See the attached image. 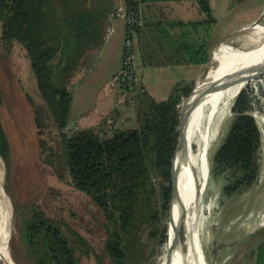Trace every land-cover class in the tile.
<instances>
[{
	"label": "trees",
	"instance_id": "16d2710c",
	"mask_svg": "<svg viewBox=\"0 0 264 264\" xmlns=\"http://www.w3.org/2000/svg\"><path fill=\"white\" fill-rule=\"evenodd\" d=\"M167 1L183 0H123V6L130 12L137 3L143 10L145 4ZM193 1L203 18L190 25L193 39L176 45L174 51L166 53L163 48L164 28L152 29L144 23L129 33L125 26L124 41L128 36L138 38L142 65L207 63L212 32L219 25L217 8L224 5H217L216 0ZM99 12L87 11L82 0H0V48L8 53L18 43L25 49L40 99V103L30 102L37 134L41 137L53 128L58 142L55 151L41 137L42 149L48 152L47 163L55 165L57 161L69 184L87 195L101 212L106 232L103 251L109 263L141 264L148 254L145 233L149 240L158 238V250L168 243L164 221L172 192L171 165L182 105L194 83H176L163 101H156L137 87L138 83L132 89L121 86L123 93L133 95L132 125L127 127L125 121L117 125L120 114L113 110L97 126L70 129L71 81L81 66L90 63L89 51L101 45L106 19ZM252 93L245 88L235 98L232 122L211 159L210 173L226 177L222 187L226 197L247 192L258 181L261 134L251 113ZM0 158L6 165L10 159V145L1 123ZM18 221V255L12 257L16 264H81L83 255H91L79 233L37 206L24 211ZM260 231L264 232V226L257 229ZM150 252L154 255L155 249ZM94 256L95 264H104L101 256ZM254 257L256 264H264V240Z\"/></svg>",
	"mask_w": 264,
	"mask_h": 264
},
{
	"label": "rangeland",
	"instance_id": "374dc122",
	"mask_svg": "<svg viewBox=\"0 0 264 264\" xmlns=\"http://www.w3.org/2000/svg\"><path fill=\"white\" fill-rule=\"evenodd\" d=\"M220 2L224 6L217 8L219 25L215 27V40L216 46L220 42L224 43L222 48L226 51L216 57L214 67L228 60L240 61L235 58L236 55L241 53L242 57H245L257 50L259 48L255 43L257 37L251 34L248 28L252 25L264 28V0H216L217 5L221 4ZM111 22L121 25L118 19ZM92 70L87 72L82 80L72 85L73 117L80 110L90 109L88 113L92 112L99 105L102 97L110 91H113L114 98L116 94L118 95L115 92L117 82L111 88L108 86L112 79L110 77L108 82L107 80L102 81L103 84L92 94V100L89 103L82 100L79 97V90L83 85L80 84L89 82ZM245 88H250L253 91L252 97L255 98L254 110L251 113L255 115L261 134L258 153L260 173L258 181L249 191L226 197L222 195L226 177L225 175H212L210 164L232 122L233 102ZM132 96L128 92L121 93V99H119L123 108L120 120L125 121L127 127L132 125L134 119ZM31 100L40 103L35 78L25 49L18 43H15L8 53L0 48V123L10 145L8 164L0 162V191L8 200L7 207L10 216L8 252L11 257L18 255V220L28 208L37 206L48 217L61 221L87 241L92 252L89 257L84 255L81 257V264H95L94 255L96 254L102 257L104 264H110L103 251L106 238L104 217L87 195L75 190L69 184L68 177L57 161H54L55 165L47 163L48 152L42 149L41 142L45 139L48 146L58 151L56 132L51 128L50 131L45 130L42 134L43 139L39 137L30 104ZM224 107H215L213 112L205 116L206 120L209 119V124L219 110V112H224L223 120L213 137L208 138L206 148L203 145L202 147L192 143L194 157H197L203 148L205 151L208 147L207 166L209 170L206 172L207 176L203 185L200 211L196 215L200 250L206 264H209L208 260L217 247L224 248L223 246L229 242L237 245L235 249L246 245V254L238 262L247 263L250 255L255 253L258 244L264 240V232L256 231L264 226V73L259 75L257 71L250 72L243 87L232 96L227 109L223 111ZM73 126L72 123L69 128L72 129ZM195 180L194 190L192 189L184 198L179 210V253L185 260L195 249L192 218L198 192L204 181L201 173H198L196 183ZM164 222L168 226V216ZM235 231L236 234H234ZM144 236L146 254L148 253L150 257L147 258L145 255L146 259L141 264H166L167 246H162L158 250V238L149 240L146 238V233ZM153 249H155L154 255L150 252Z\"/></svg>",
	"mask_w": 264,
	"mask_h": 264
},
{
	"label": "crops",
	"instance_id": "0c3cea01",
	"mask_svg": "<svg viewBox=\"0 0 264 264\" xmlns=\"http://www.w3.org/2000/svg\"><path fill=\"white\" fill-rule=\"evenodd\" d=\"M123 3V0H82V4L87 11H100L99 13H103V19L105 18L106 21L103 24L104 29L101 31L100 47L89 51L88 59L91 60L90 63L79 68L72 78L71 85H75L79 80H82L86 73L93 69L89 82L80 84L83 86L79 90V97L89 103L92 100V94L103 84L102 81L107 80L106 82H108L110 77L112 79L109 81L108 86L111 88L117 82L118 86L115 88V92L118 95L116 94V98H114L112 96L113 91H110L109 94L102 97L99 105L92 112L88 113L90 109L80 110L74 117L72 115L73 97L71 121L69 123V127L72 123L74 124L72 129H85L97 126L113 110H116L120 114L117 125L122 122L124 123L123 120H120L123 108L119 99H121L123 91L120 89L121 85L118 79L121 71L125 37V24L119 14V9L124 7ZM143 16L144 23L152 26V29L164 28L166 30L167 33L164 36L165 42L163 47L166 53L170 52V49L174 51L176 45L192 40L193 28L190 25L203 18L197 4L193 0L145 4ZM116 19L121 22V25L112 24L111 21ZM212 36L210 53L217 44L215 40V28L213 29ZM134 43L138 60L137 87L144 88L156 101L167 99L173 86L180 81L193 82L195 84L206 65L144 66L140 62L138 38H134ZM181 56H183L182 52ZM236 233L235 231L234 234ZM223 247H217L213 251L212 256L208 260L209 264H256L254 254L250 255L247 263L238 262L246 254V245H241L235 249L237 245L234 242H229Z\"/></svg>",
	"mask_w": 264,
	"mask_h": 264
},
{
	"label": "bare ground",
	"instance_id": "6f19581e",
	"mask_svg": "<svg viewBox=\"0 0 264 264\" xmlns=\"http://www.w3.org/2000/svg\"><path fill=\"white\" fill-rule=\"evenodd\" d=\"M248 30L251 31V34L257 37L255 38L256 40H254L255 43H257L256 46L259 48L254 52H250L245 57H242L241 53L238 56L236 55L235 58L239 59L240 61L228 60L222 62L220 65L217 64L216 67H214L216 57H219L223 52L226 51L225 48H222L225 44H219L218 47H216V49L212 53V63L209 67V71L207 73L206 78H203L202 82H217L226 75H229L235 71L243 72L247 70L249 66H252L257 62L264 61V28L258 25H252L248 28ZM217 50L219 51L216 53ZM242 87L243 84H238L224 91L214 92L206 96L193 109L192 114L189 118V124L187 127L186 134V148L184 149L183 154L180 155V157L175 163V168L178 176V191L181 204L184 201V198L193 189V183L195 179V183L197 182L198 173H201L204 181L202 183L201 189L198 192L197 204L194 207V215L192 218L194 222L193 241L195 244V249L192 254L187 258V260H185V258L181 256L178 251L172 264H206L200 250L199 233L196 225V215L197 212L200 211L199 204H201L203 185L207 176L206 172H208L209 170L207 166L208 147L207 149H205V151L204 148H206L205 145L208 144V138L213 137V134L218 129L221 121L223 120L222 118L224 112H219V110L218 113L213 117V119L210 120L211 123L209 124V119L206 120L205 116L207 113L213 112L215 110V107L225 106L223 111L226 110L232 96L237 93ZM192 143H196V145L198 144L199 146H204L202 152H200L197 157H194V153L192 151ZM1 161L2 160L0 158V162ZM7 203V198L5 197L3 192L0 191V262H3V264H15L7 248V243L9 241L8 224L10 221ZM179 210L180 206L176 205L175 211L173 212V220L175 222L177 220L179 222Z\"/></svg>",
	"mask_w": 264,
	"mask_h": 264
},
{
	"label": "water",
	"instance_id": "95a60500",
	"mask_svg": "<svg viewBox=\"0 0 264 264\" xmlns=\"http://www.w3.org/2000/svg\"><path fill=\"white\" fill-rule=\"evenodd\" d=\"M219 44H221V42ZM218 45L212 49L209 59L205 65V68L200 78L195 82L191 93L187 96V98L184 100L183 105H182L179 138H178L177 145L174 151L172 165H171V172H170L172 192L170 196L169 212H168L169 230H168L166 264H172L175 256L177 255L179 251V240H178L179 222L178 220L176 222L173 220V215H174L173 212L175 211V206L176 205L181 206V200H180L179 191H178V176H177V172L175 168V163L177 159L180 157V155L183 154V151L186 148L187 127H188L189 118L192 114L193 109L206 96L214 92L224 91L228 89L229 87H234L238 84H243L245 79L247 78V75L250 72L257 71L259 72V75L264 73V61L263 62L260 61V62H257L258 64L256 63V64H253L252 66H249L248 69L245 70L246 72L245 71L243 72L235 71L221 78L217 82H202V79L206 78L207 73L209 71V67L212 63V53L216 49V47H218ZM243 53H247V52H243Z\"/></svg>",
	"mask_w": 264,
	"mask_h": 264
},
{
	"label": "built area",
	"instance_id": "2783aa9c",
	"mask_svg": "<svg viewBox=\"0 0 264 264\" xmlns=\"http://www.w3.org/2000/svg\"><path fill=\"white\" fill-rule=\"evenodd\" d=\"M138 2V0H134ZM127 31L133 32L136 28L143 26L144 16L140 3L134 11H127L124 7L119 9ZM119 83L124 89H132L138 83V60L134 40L128 36L124 41V55Z\"/></svg>",
	"mask_w": 264,
	"mask_h": 264
}]
</instances>
